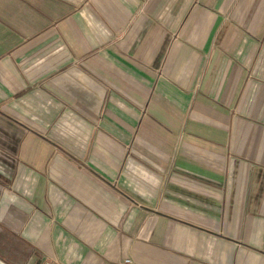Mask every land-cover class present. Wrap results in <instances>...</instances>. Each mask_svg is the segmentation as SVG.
I'll use <instances>...</instances> for the list:
<instances>
[{"label": "crops", "instance_id": "0c3cea01", "mask_svg": "<svg viewBox=\"0 0 264 264\" xmlns=\"http://www.w3.org/2000/svg\"><path fill=\"white\" fill-rule=\"evenodd\" d=\"M0 264H264V0H0Z\"/></svg>", "mask_w": 264, "mask_h": 264}, {"label": "built area", "instance_id": "2783aa9c", "mask_svg": "<svg viewBox=\"0 0 264 264\" xmlns=\"http://www.w3.org/2000/svg\"><path fill=\"white\" fill-rule=\"evenodd\" d=\"M130 260L129 259H126L125 262H129Z\"/></svg>", "mask_w": 264, "mask_h": 264}]
</instances>
